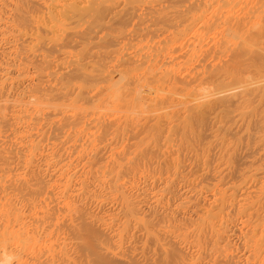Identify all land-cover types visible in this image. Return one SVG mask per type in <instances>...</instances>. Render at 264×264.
Segmentation results:
<instances>
[{
	"label": "bare ground",
	"instance_id": "bare-ground-1",
	"mask_svg": "<svg viewBox=\"0 0 264 264\" xmlns=\"http://www.w3.org/2000/svg\"><path fill=\"white\" fill-rule=\"evenodd\" d=\"M0 264H264V0H0Z\"/></svg>",
	"mask_w": 264,
	"mask_h": 264
}]
</instances>
